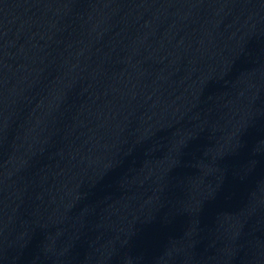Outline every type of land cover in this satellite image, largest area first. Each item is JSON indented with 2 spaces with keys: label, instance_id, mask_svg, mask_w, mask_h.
I'll use <instances>...</instances> for the list:
<instances>
[{
  "label": "water",
  "instance_id": "obj_1",
  "mask_svg": "<svg viewBox=\"0 0 264 264\" xmlns=\"http://www.w3.org/2000/svg\"><path fill=\"white\" fill-rule=\"evenodd\" d=\"M262 142L264 0H0V264H264Z\"/></svg>",
  "mask_w": 264,
  "mask_h": 264
},
{
  "label": "clouds",
  "instance_id": "obj_2",
  "mask_svg": "<svg viewBox=\"0 0 264 264\" xmlns=\"http://www.w3.org/2000/svg\"><path fill=\"white\" fill-rule=\"evenodd\" d=\"M245 125H241V126H239L237 129H236V132L234 133V136H237L238 135V133L241 131V129L244 127ZM181 144L183 143V141H181L180 142ZM262 143H264V142H262ZM236 145H235V142L233 143V147H235ZM172 163H175V161L173 160L172 161ZM212 189H210L209 190V192H208V195L209 196H211L212 195Z\"/></svg>",
  "mask_w": 264,
  "mask_h": 264
}]
</instances>
